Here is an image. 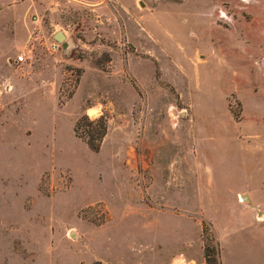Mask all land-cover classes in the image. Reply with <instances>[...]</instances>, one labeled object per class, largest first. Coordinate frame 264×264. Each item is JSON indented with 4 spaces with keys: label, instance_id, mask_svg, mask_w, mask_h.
<instances>
[{
    "label": "rangeland",
    "instance_id": "1",
    "mask_svg": "<svg viewBox=\"0 0 264 264\" xmlns=\"http://www.w3.org/2000/svg\"><path fill=\"white\" fill-rule=\"evenodd\" d=\"M261 211L264 0H0V264H264Z\"/></svg>",
    "mask_w": 264,
    "mask_h": 264
},
{
    "label": "trees",
    "instance_id": "2",
    "mask_svg": "<svg viewBox=\"0 0 264 264\" xmlns=\"http://www.w3.org/2000/svg\"><path fill=\"white\" fill-rule=\"evenodd\" d=\"M234 117L236 113L232 112ZM107 116L103 113L94 119H90L86 114H81L74 122L73 132L75 137L79 138L86 144L89 150L97 152L100 148L101 142L107 132ZM205 229L202 227V233ZM203 257L205 264H219V251L215 245L203 246ZM91 264H102L95 261Z\"/></svg>",
    "mask_w": 264,
    "mask_h": 264
},
{
    "label": "water",
    "instance_id": "3",
    "mask_svg": "<svg viewBox=\"0 0 264 264\" xmlns=\"http://www.w3.org/2000/svg\"><path fill=\"white\" fill-rule=\"evenodd\" d=\"M53 40L63 47V49L68 48V41L66 40V36L62 31H58L53 35ZM243 199H246V196H242Z\"/></svg>",
    "mask_w": 264,
    "mask_h": 264
},
{
    "label": "built area",
    "instance_id": "4",
    "mask_svg": "<svg viewBox=\"0 0 264 264\" xmlns=\"http://www.w3.org/2000/svg\"><path fill=\"white\" fill-rule=\"evenodd\" d=\"M58 47H59V45L54 40H52L49 43L48 50L51 52H54L58 49ZM25 61H26V57H25L24 53L17 55L16 58L14 59V62L16 64H21V63H24Z\"/></svg>",
    "mask_w": 264,
    "mask_h": 264
},
{
    "label": "bare ground",
    "instance_id": "5",
    "mask_svg": "<svg viewBox=\"0 0 264 264\" xmlns=\"http://www.w3.org/2000/svg\"><path fill=\"white\" fill-rule=\"evenodd\" d=\"M97 110V109H96ZM92 112V111H91ZM92 114V113H91ZM90 116V114H89ZM95 117V116H94ZM175 264H186L183 260H177Z\"/></svg>",
    "mask_w": 264,
    "mask_h": 264
},
{
    "label": "crops",
    "instance_id": "6",
    "mask_svg": "<svg viewBox=\"0 0 264 264\" xmlns=\"http://www.w3.org/2000/svg\"><path fill=\"white\" fill-rule=\"evenodd\" d=\"M14 59H15V58H14ZM240 193H241V192H240ZM243 195H244V194H243ZM243 195H242V196H243ZM245 196H246V195H245ZM255 204H256V203H255ZM256 205H257V204H256ZM257 206H258V205H257ZM258 208H259V207H258ZM261 212H262V211H261ZM262 214H263V216H264V212H262ZM263 216H262V217H263Z\"/></svg>",
    "mask_w": 264,
    "mask_h": 264
}]
</instances>
